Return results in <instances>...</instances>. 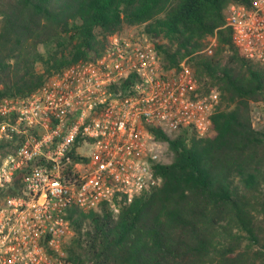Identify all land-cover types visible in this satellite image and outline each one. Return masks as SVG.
<instances>
[{
  "label": "trees",
  "instance_id": "1",
  "mask_svg": "<svg viewBox=\"0 0 264 264\" xmlns=\"http://www.w3.org/2000/svg\"><path fill=\"white\" fill-rule=\"evenodd\" d=\"M252 1L0 0V99L32 94L135 26L162 68L186 60L198 95L219 94L207 135L150 130L171 154L152 166L159 184L116 201V213L68 211L73 264H264V132L250 116L251 103H264V63L245 59L224 26L229 4Z\"/></svg>",
  "mask_w": 264,
  "mask_h": 264
},
{
  "label": "built area",
  "instance_id": "2",
  "mask_svg": "<svg viewBox=\"0 0 264 264\" xmlns=\"http://www.w3.org/2000/svg\"><path fill=\"white\" fill-rule=\"evenodd\" d=\"M224 26L245 59L264 63V0L229 4ZM214 46L208 37L202 52ZM218 104L215 90L198 95L186 60L162 68L142 31L109 35L32 94L1 98L0 264H73L68 211L116 213L159 184L152 166L171 154L150 130L203 137Z\"/></svg>",
  "mask_w": 264,
  "mask_h": 264
},
{
  "label": "rangeland",
  "instance_id": "3",
  "mask_svg": "<svg viewBox=\"0 0 264 264\" xmlns=\"http://www.w3.org/2000/svg\"><path fill=\"white\" fill-rule=\"evenodd\" d=\"M140 31H142V28L135 26V27L125 28L122 33L135 34ZM40 50L43 51L42 48H40ZM250 116H251V122H252L253 128L257 131L264 132V103H251L250 104ZM169 159L171 158L169 157Z\"/></svg>",
  "mask_w": 264,
  "mask_h": 264
}]
</instances>
